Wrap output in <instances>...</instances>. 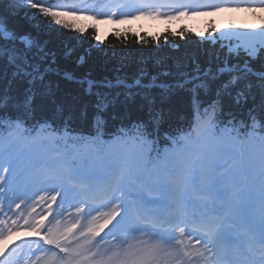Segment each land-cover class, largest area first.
Instances as JSON below:
<instances>
[{"label":"rangeland","instance_id":"1","mask_svg":"<svg viewBox=\"0 0 264 264\" xmlns=\"http://www.w3.org/2000/svg\"><path fill=\"white\" fill-rule=\"evenodd\" d=\"M122 1L114 0L105 7L91 4L80 12L53 10V15L57 21L81 29L95 25L98 40L111 31L124 30L131 24L139 31L156 35L168 28L176 30L187 26L201 38L233 42L234 48L241 46L253 52L264 45V0H216L204 2L201 6L197 5V0L184 4L179 0L175 4L163 3V0ZM12 124V130L0 131V264H62L69 258L71 264H143L145 257L151 255L156 258V264H213V250L207 244L198 245L199 240L195 235L189 237L182 232L176 233L175 239L179 238V242L184 236L183 243L178 242L167 251V246L161 244L163 235L129 220L115 228L116 236L107 238V241L116 242V258L113 255L105 256L97 248L95 237L98 233L108 232L110 223H120L123 205L113 206L111 203L85 211L81 201L71 204L63 195L64 189L59 188L62 183L55 188H47L42 178L36 176V173L40 175V167L50 169L61 179L68 175L69 179L76 177L81 182L86 179L104 181L108 174L114 183L122 174V192L138 193L146 198L151 189L154 195L168 198L155 197L153 202L168 203L169 199L173 200L178 211L184 205L180 214L200 218V226L216 225L215 220L210 218L212 207L209 204L214 203L218 204L219 213L231 220L236 219L240 207L229 206L226 198L222 201L221 195L236 197L244 217L231 221L230 227L236 233L247 230L255 241L262 238L264 242L262 173L253 171V179L257 181V187L254 186L245 160L236 157L232 160L231 173L227 178L223 176L221 180L225 181L220 183L217 175L222 165H229L232 161L222 165L219 163L227 157L225 147L222 142L213 141L210 129H199L195 137L189 132L184 139L173 140L172 144L160 149L148 137L119 134L82 152L80 146L55 145V135L50 132L43 136L51 142L43 143L42 139L35 140L29 135L25 140L23 123L15 120ZM20 128L22 131H19ZM253 141L256 140L250 137L247 144ZM239 146L236 149L231 146L229 151L239 153ZM248 149L245 148V154L251 158H256L260 153V149ZM33 154L38 155L40 160ZM98 165L100 167L97 169ZM260 167L257 163L251 168L258 170ZM141 173L149 188L147 191L144 183H141ZM128 175L131 177L127 180L132 185L125 181ZM90 186L84 190L86 193ZM95 190L102 191L96 183L92 184L90 193ZM77 191H81V185ZM201 194L207 196L209 202L202 199ZM214 196L216 200L213 201ZM168 209L174 210L173 204L169 203ZM217 222L223 225L225 221L218 219ZM121 236H131L148 244L143 245L142 250L129 251L131 242L126 240L124 247L120 246L124 242L119 245ZM18 239L24 241L20 245L16 243L17 248L8 250ZM238 244L239 241L235 245L231 240L221 241L215 252L216 257L221 254L235 256L239 253Z\"/></svg>","mask_w":264,"mask_h":264},{"label":"trees","instance_id":"2","mask_svg":"<svg viewBox=\"0 0 264 264\" xmlns=\"http://www.w3.org/2000/svg\"><path fill=\"white\" fill-rule=\"evenodd\" d=\"M78 0H0V128L108 139L183 134L195 113L237 129L264 124V45L250 51L181 26L158 35L127 26L98 40L95 25L61 23Z\"/></svg>","mask_w":264,"mask_h":264}]
</instances>
